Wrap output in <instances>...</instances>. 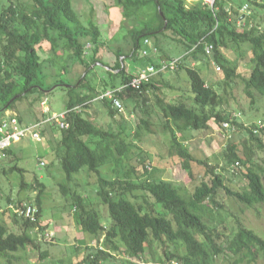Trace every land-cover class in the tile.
<instances>
[{
    "label": "trees",
    "instance_id": "obj_1",
    "mask_svg": "<svg viewBox=\"0 0 264 264\" xmlns=\"http://www.w3.org/2000/svg\"><path fill=\"white\" fill-rule=\"evenodd\" d=\"M86 2L93 13L91 0ZM116 4L122 11L123 24L129 26L122 28L125 30L115 51L118 59L111 67L100 58L106 46L100 26L93 19L84 22L73 0H0V125L7 112L17 110L19 104L36 110V105L41 106L56 87L67 95L64 126L55 122L60 138L54 140L55 148L49 149V160L52 165L56 159L66 173L69 183L62 185L61 191L72 201L79 230L89 234L77 248L85 253L84 259L76 264H111L116 254H124L131 260L144 259L148 254L159 264H219L218 260L225 264H264L263 236L232 215L235 227L225 221L220 226L210 223L213 221L210 214L224 207L218 200L223 193L249 208L264 204V168L258 164L255 153L257 148L264 164V129L260 127L262 124L246 127L239 121V115L220 108L223 98L203 77L206 70L203 59L209 57L205 53L207 45L214 47L212 57L227 86L241 78L240 63L228 59L223 51L241 50L247 45L252 68L244 78V93L252 105L256 103V94L264 100V0H219L214 9L201 0L192 3L116 0ZM247 4L252 9L244 14L242 8ZM145 39L154 40L159 49L158 58L142 56ZM45 42L51 46L47 62L54 71L50 73H46L47 62L40 55ZM123 57L143 68L179 59L174 69L166 72L178 77L186 74L187 96L169 94V91L174 94L176 89L165 72L141 89L126 88L118 96L124 107L133 106L132 110L139 102L145 107L151 102L158 108L161 125L170 138V157L179 158L191 180H201L191 194L153 175L143 179L142 175L151 169L150 162L144 160L142 149L135 141L140 140L142 129L149 131V120L143 117L134 133H128L123 113L114 109L109 100H96L103 92L122 87L134 78L135 74L121 60ZM76 64L84 66L86 71L78 82L71 84L62 75L67 77ZM97 70L105 75L98 78ZM50 78H53L51 83ZM95 102H101L104 111L114 120L120 116V120L104 127L91 119L87 111ZM77 107L82 110L77 111ZM42 113L33 124L52 116L51 112L48 116ZM14 115L25 125L23 116ZM226 122L230 123V129L223 128ZM49 124L41 130L42 141L46 139ZM215 129L229 133L225 160L228 166L239 164L247 169L246 188H231L212 164L211 157L196 160L187 146L186 142L196 134ZM242 132L244 139L236 142L235 137ZM13 145L0 150V160L5 161L6 157L9 163L16 162L4 170V175L21 173V189L27 187L39 194L36 205L18 200L14 208L18 212H14L12 223L0 219V264H15L19 254L25 252H38L39 260L45 261L52 257L48 250H41L39 238L42 235L44 239L45 232L50 231L41 223L46 185L37 178L31 185L27 183L26 170L18 166L20 158L14 153ZM135 150L140 152L135 154ZM194 163L202 170H196ZM107 166L114 177L102 174ZM140 167L144 174L138 170ZM83 173L97 178V202L88 195L69 192L74 178ZM96 203L106 207L110 225L102 222L104 215ZM34 207L38 209L35 221L26 215ZM10 211L7 208L2 214ZM15 227L18 231H14ZM70 255L58 260L59 263L75 264Z\"/></svg>",
    "mask_w": 264,
    "mask_h": 264
},
{
    "label": "rangeland",
    "instance_id": "obj_2",
    "mask_svg": "<svg viewBox=\"0 0 264 264\" xmlns=\"http://www.w3.org/2000/svg\"><path fill=\"white\" fill-rule=\"evenodd\" d=\"M73 2L84 22L87 23L89 19H93V21L100 26L102 37L106 42V46L101 51L100 58L105 64L111 67L115 66L118 59L115 54V51L117 50L116 47L120 46L121 39H119V37L123 35V30H125V28H122L125 25L129 26V24H123L122 11L117 6L116 0H91V5H93L94 8L93 13H91L90 3H87L86 0H73ZM249 9H252L251 4ZM112 43L114 46H112ZM169 47L170 46H168V48ZM50 48V44L45 42L44 49L40 52L41 58L46 62L51 56ZM249 50L250 48L247 45H243L241 50L226 49L223 51L228 59L240 63L239 72L241 73V78L234 79L230 82V85L227 86L226 81H224L221 74L222 71L220 72L217 70L219 65L214 62L212 56L203 59L206 66L203 77L207 80L208 85L215 87L221 98H223L224 104L220 108L239 115V121L245 124L246 127L250 128L253 124H262L260 127H262L261 129H264L263 98L256 94V103L252 105L251 99H249L244 93V78L249 76L252 68L249 61ZM174 55L177 56L178 54L175 53ZM121 60L124 62L128 71H131L134 74L137 73L138 70L136 69V63H130L127 57H123ZM53 69V66L47 62L45 65L46 73L53 72ZM85 71L86 68L84 66L76 64L72 66L71 73L67 77L62 75V78L67 79L71 84H75L81 77H83ZM103 74L104 72L102 70H97L98 78ZM165 76L169 78L170 83L176 89L174 94L169 91L171 96L177 97L180 94L187 96L185 93L187 90L186 74L182 73L178 77L173 75V73L165 72ZM52 80L53 78H50L49 82L51 83ZM166 93H164V95H166ZM48 103L51 108L52 116L61 115L66 110L67 95L64 91L56 87L54 93L49 96ZM101 106H103L101 102H95L92 104L87 111V114L91 116V119L97 121L104 127L114 124L115 120L116 123L120 120V116L114 120ZM26 107L27 104H19L17 110L8 111L7 114H18L23 116V123H25L26 126H30L36 121V117L40 118V116L43 115V109L40 106V103L39 105H36V110L35 108L28 110ZM131 108L133 109V106H131ZM131 108L125 106V112L122 114L126 120L125 124L128 133H134L143 117L147 118L150 123L148 128L149 131L142 129L140 140L135 141V145L142 149L143 158H145L144 160L150 162L149 167H151V169L148 168V173L142 175L143 179H145V177L151 178V175H153L157 180L170 182L181 188L183 193L191 194L195 186H197L201 180H191L189 173L183 168V164L179 158L170 157V138L169 135L164 132L163 126L161 125L162 117L159 115L158 108L151 102L146 107L139 102V104H136L134 110ZM48 126H46V139L43 138V141L36 142L33 137L29 135L20 143H15L12 149L16 156L20 158L17 162L18 166L26 170L24 178L27 183L31 185L32 183L30 182L37 178L46 185L42 194L41 223L45 228H50V235L53 236L52 234H54L55 238H51L50 241H46L41 235L39 238L42 240L41 250H48L52 257L45 261H40L38 252H25L19 254L20 259L15 264H58V260L61 258H69L68 256L70 254L72 261L75 262V264L84 259L85 252L77 251V248H79V244L83 243V239L89 236V234L79 230L75 219L76 216L74 214V209H72L73 206L71 205L72 201L64 196L61 191V186L69 183L66 173L56 159L54 160V164H50L49 149L55 148L56 143H54V140L60 138V132L55 126L54 121ZM228 134V132H224L221 129H215L209 133L196 134V137L191 139V141L189 140L186 142V144L191 147L193 156L196 160H204L207 156L211 157L212 164L217 166L218 170L222 173L223 178L226 180V184L231 188H246L248 182L244 173L247 169L243 165L240 166L239 164H236V166H228L226 163L225 149L228 145ZM244 134L245 132L238 133L235 137V141L239 142L244 139ZM262 135H264V131H262ZM50 137L54 139H49ZM255 150L257 162L262 168H264V164L261 161L262 155L257 148H255ZM134 152L135 154H138L140 151L135 150ZM3 159H5V161L0 160V219H4L10 224L14 221V212H18L17 209L16 211L14 209L18 200H22L28 205H36V198L39 192L31 191L27 187L21 189V180L23 176L19 172L8 173V176L4 175V170H9V168L14 166L16 162L9 163L10 160L6 157ZM43 163L44 165H42ZM194 168L196 170H202V168H198L196 163H194ZM138 170H140V173L144 174L142 167ZM102 174L109 178L114 177L110 166L104 167L102 169ZM96 189L97 178L95 176H89L86 173L77 175L72 184L69 185L70 193L77 192L78 194L85 196L88 195L91 199L97 202ZM9 198L10 202L8 201ZM218 200L224 205V207L220 211H215L210 214V218L213 219V221H210L212 226H220L221 222L225 221L228 224L231 222L232 225L230 224V227H235L236 224L233 222L235 219L231 218L232 215L236 216V220H239L244 226L254 230L260 236L264 237V204L257 206L256 208H249L234 201L224 193L219 196ZM95 206L102 211L104 216H106H102V222L105 225H110L111 219L109 214L107 216L106 207L104 205H99V203H96ZM7 208H10L11 211L6 213V215H3L2 213ZM219 228V231H222V227ZM14 231H18V227H15ZM96 244L97 243L94 245ZM124 263L159 264L148 254L144 259L140 260H131L125 257L124 254H116L111 264ZM218 263L225 264L223 260H218ZM174 264H177V262Z\"/></svg>",
    "mask_w": 264,
    "mask_h": 264
},
{
    "label": "built area",
    "instance_id": "obj_3",
    "mask_svg": "<svg viewBox=\"0 0 264 264\" xmlns=\"http://www.w3.org/2000/svg\"><path fill=\"white\" fill-rule=\"evenodd\" d=\"M194 0H188L189 3H192ZM204 5L210 6L212 9L215 8L217 2L219 0H201ZM249 10V5H245L242 8V13L246 14ZM214 47L213 45H207L205 47V53L207 56L211 57L213 54ZM142 56L144 58L153 57L158 58L159 56V49L153 44V42L149 39H145L142 46ZM179 62V59L173 60L171 63H162L157 66L154 64H149L145 68L140 69L134 76V78L130 81V83L119 87L114 90H108L100 94L96 100L103 101V100H109L112 102V106L114 109H116L120 114L125 112V107L123 105L122 100L118 96L119 93H121L126 88H133L136 90H139L142 88L143 85L148 84L153 81L157 75H159L161 72H166L169 69H174V67ZM217 70H220V67H217ZM43 112L45 115H49L51 112V108L49 107L48 99H45L41 103ZM77 111H81V107L76 108ZM65 113H62L58 116H51L47 117L44 121L35 123L30 126L23 125L20 122V119L17 117V115L14 114H8L6 118L3 119L1 125H0V150L7 149L11 147L15 142L21 141L23 138L31 135L33 139L36 142L42 141V134L41 130L43 126L47 123L56 122L59 125H62V118L64 117ZM224 129H230L231 125L229 122H226L223 124ZM262 128V127H261ZM44 165V163L42 164ZM38 212V209L36 207L29 208L26 212V215L30 217L33 221L36 220V214ZM51 231L47 230L44 234V239L49 240L53 237L50 235ZM42 236V235H41Z\"/></svg>",
    "mask_w": 264,
    "mask_h": 264
},
{
    "label": "crops",
    "instance_id": "obj_4",
    "mask_svg": "<svg viewBox=\"0 0 264 264\" xmlns=\"http://www.w3.org/2000/svg\"><path fill=\"white\" fill-rule=\"evenodd\" d=\"M136 67H137L136 69H137L138 71H139L140 69L143 68V67H141V66H136ZM138 71H137V72H138ZM135 74H136V73H135Z\"/></svg>",
    "mask_w": 264,
    "mask_h": 264
}]
</instances>
